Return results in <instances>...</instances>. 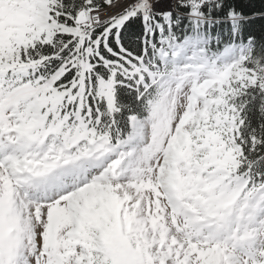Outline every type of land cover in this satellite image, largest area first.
<instances>
[{"label":"snow or ice","instance_id":"6c2138e0","mask_svg":"<svg viewBox=\"0 0 264 264\" xmlns=\"http://www.w3.org/2000/svg\"><path fill=\"white\" fill-rule=\"evenodd\" d=\"M0 264H264V7L0 0Z\"/></svg>","mask_w":264,"mask_h":264},{"label":"trees","instance_id":"16d2710c","mask_svg":"<svg viewBox=\"0 0 264 264\" xmlns=\"http://www.w3.org/2000/svg\"><path fill=\"white\" fill-rule=\"evenodd\" d=\"M241 4H248L252 3L254 4L257 8L264 7V3H262V0H239Z\"/></svg>","mask_w":264,"mask_h":264}]
</instances>
